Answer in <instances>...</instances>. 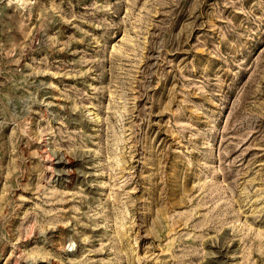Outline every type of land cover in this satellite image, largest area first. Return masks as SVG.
<instances>
[{
	"label": "rangeland",
	"instance_id": "374dc122",
	"mask_svg": "<svg viewBox=\"0 0 264 264\" xmlns=\"http://www.w3.org/2000/svg\"><path fill=\"white\" fill-rule=\"evenodd\" d=\"M0 264H264V0H0Z\"/></svg>",
	"mask_w": 264,
	"mask_h": 264
},
{
	"label": "clouds",
	"instance_id": "9594fccd",
	"mask_svg": "<svg viewBox=\"0 0 264 264\" xmlns=\"http://www.w3.org/2000/svg\"><path fill=\"white\" fill-rule=\"evenodd\" d=\"M26 2H27V0H9V5L15 3V4H17L19 7L23 8V7H25Z\"/></svg>",
	"mask_w": 264,
	"mask_h": 264
},
{
	"label": "bare ground",
	"instance_id": "6f19581e",
	"mask_svg": "<svg viewBox=\"0 0 264 264\" xmlns=\"http://www.w3.org/2000/svg\"><path fill=\"white\" fill-rule=\"evenodd\" d=\"M53 157H54V156H53ZM59 158L62 160L63 157H62V158H61V157H58V159H59ZM65 159H66V158H65ZM65 159H64V160H65ZM67 159H68V158H67ZM68 160H69V159H68ZM68 160H67V161H68ZM55 161H56V160H55ZM62 161H63V160H62ZM67 161H66V162H67ZM56 170H57V172H58L59 169H56ZM61 171H62V170H61ZM62 172H63V171H62ZM60 173H61V172H60Z\"/></svg>",
	"mask_w": 264,
	"mask_h": 264
}]
</instances>
